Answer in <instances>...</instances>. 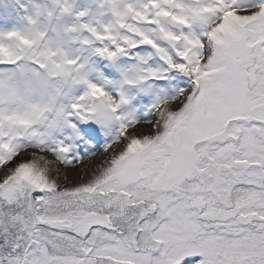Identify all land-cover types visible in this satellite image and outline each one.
I'll use <instances>...</instances> for the list:
<instances>
[{"label": "bare ground", "instance_id": "obj_1", "mask_svg": "<svg viewBox=\"0 0 264 264\" xmlns=\"http://www.w3.org/2000/svg\"><path fill=\"white\" fill-rule=\"evenodd\" d=\"M28 1L32 8L49 5L48 0L14 4ZM51 1H60L62 8L47 40L40 30L46 26L33 9L30 18H0V53L16 59L11 68H0L2 90L11 102H22L10 110L1 103L0 125L13 119L35 126L28 132L0 128V264H264V167L257 160L264 161V62L255 47L264 37L259 21L264 0H229L232 10L224 17L237 20L207 26L205 48L206 37L196 35L192 44L200 49L171 51L186 49V37L169 30L165 49L153 40L152 65L144 53L125 63L123 48L109 40L116 52L108 56L107 69L96 63L102 46L79 27H104V34L112 29L117 38L119 28L108 8L100 2L92 12V0H81L76 9L89 10L90 25L77 27L72 20L79 13L65 15L74 0ZM107 1L125 15L134 4L139 7L138 0ZM179 7L172 14L165 7L160 17L179 23ZM158 14L139 13L141 22L134 13L118 20L124 28L136 27L137 44L129 45L130 51L140 54L148 47L136 46L138 31L148 38L155 28L162 30L156 27ZM188 20L187 29L203 28ZM30 22L38 38L33 32L18 37ZM219 24L224 34L213 41L210 34ZM80 38L88 42L76 41ZM51 53H57L53 61ZM66 57L81 58L76 69L66 68ZM181 61L189 77L174 70ZM37 62L61 67L43 69ZM153 66L163 70L158 80L166 81L154 78ZM174 76L179 79L173 81ZM84 79L88 87L101 86L99 97L75 95ZM130 102L132 114L118 110ZM161 102L177 107L165 112ZM240 115L242 123L232 119ZM116 126L129 128L122 132L126 145L108 156V137ZM98 138L104 144L95 145ZM90 142L81 149L82 160L68 158L71 145L80 150Z\"/></svg>", "mask_w": 264, "mask_h": 264}, {"label": "rangeland", "instance_id": "obj_2", "mask_svg": "<svg viewBox=\"0 0 264 264\" xmlns=\"http://www.w3.org/2000/svg\"><path fill=\"white\" fill-rule=\"evenodd\" d=\"M16 1L17 0H0V18L4 17V18L12 19L13 15H16L18 17L24 18L25 14H27L26 18H30L31 16H30V13H29L30 11L29 10L33 9L32 11L37 15L38 21L41 20V22L46 26L45 31H43L44 28H42L40 30H42V32H43L42 34H47L46 35V40H47V38L49 36V32L54 27L55 18H58L60 16V10L62 8V5H61L60 1H57V2L55 1L53 3L54 5H52V1L48 0L47 2L49 3V5H43L42 4V6L38 7V8L37 7L36 8L35 7L32 8V5H30L31 1L23 2L22 4H14ZM80 1L81 0H74L73 4L67 10L65 15H69L72 18L76 17L77 14L79 13V11L76 9V6L78 5L77 3H79ZM105 1H107V0H92L90 2V5H92L94 7L91 9V11L93 12V9L96 6H98L100 2L102 3V5L104 4L103 6H106L108 8L110 17L114 21V24L116 23L117 27L119 28V32H118L117 38H116L114 32L112 31V29H109L108 33L104 34V32H105L104 31L105 30L104 27L98 29V31L92 26L91 27H83L82 29L79 27V29H80L81 32H84V34L87 35V37L90 38L97 45V47L104 45L103 48H105L109 52H112V53L116 52V51H114L113 47L110 46L111 44L109 45V40H111V43H113V44H117L118 43V45L123 48V52L125 54V63L127 62L129 65L131 64V60L130 59L136 60L137 58H139L140 55H143V53H144V55L142 57H146L147 63L152 65L153 61L151 60L150 55L155 53V51L153 50L154 47H152V46H153V44L156 45L153 40H156V38H157V41L162 46V44L164 43L163 39L167 38L169 30L172 31V33H176L177 32L179 35H182L183 33H185L183 35L186 37V39H185V41L183 43L184 46L186 47V49L180 50L179 48H176V47L173 46L171 48V51H174V50L178 49L180 52H187V51H191L192 49H194V47L200 49L199 45L192 44V41H193V39L195 38L196 35H198V37H201V36H205L206 37V39L203 40L204 41L203 48H205L208 45L206 27L207 26H211L212 27L211 23H216L217 21H220L221 23L227 24V23H233V22H235L237 20V18L234 17V16H229L227 18L224 17L225 16L224 13H228V12H230L232 10L231 9V5H233V4H231V2L229 0H147V1L146 0H138L139 7L138 6L136 7V5L134 4L133 7L128 8V11H127L126 15H125L124 11H121V12L119 11L118 12L115 9H111L112 5H113L112 1H109V2L107 1L108 3H105ZM147 3H149L148 5L150 7L146 6ZM107 4H109V5H107ZM9 5H11V7ZM164 6L167 8L168 11L172 10L170 12L171 14L173 13V9H176V8H178L180 6L179 7V12H180V9H181V13L177 14L178 19H185V18L188 17L186 20L189 19V20L193 21L194 24L198 23L203 28L199 29V25H198L196 29L195 28H189L187 30L184 29L181 32H179L180 29H181V27L179 26V23H176L173 20H167V19H164V18L160 17V12L166 10V8ZM25 7H29L28 11L25 10ZM42 7H46L45 11H43V12L41 11ZM80 7L82 8L81 13L78 14V16H81L80 19L77 16V19L72 20V22L77 27L79 25L89 26L90 24L88 25V23L86 22V20L91 16L90 13H89V10H83L85 8V6H80ZM155 7H156V9H155ZM251 7L255 8L257 6H251ZM150 8L151 9H155V10L152 12ZM183 8H185V9H183ZM130 9H134L135 10V12H133L134 15H135L133 18L136 21H138V22H141L139 20L138 16H137L139 13H141L142 15L144 14V17L147 16V18H149V17L152 18L151 17L152 13H159L157 15L156 19L161 20V23L159 25L156 24V27L160 26L159 28H161L162 30L158 31L157 28H155L153 31L149 32V34L147 33L149 41H147L146 43L144 42L145 45L143 43L142 44L139 43L140 46H148L144 50L140 49V52H141L140 54L138 53L139 51H137L136 52L137 54H136V53H133L132 51L129 50V45L135 44L136 41H137V38L134 37L135 28L136 27H131L129 29L128 28H124L121 25V22H120L121 21L120 18H123V16H122L123 14L125 15V17L123 18V21H126V19L128 17H131V14H133V13H130ZM239 9H241V8H239ZM148 10H149V12H148ZM242 10H238L239 12H237V14L240 13ZM28 13H29V15H28ZM46 20H47V24H46ZM118 20H120V21H118ZM171 22L175 23L176 25L172 24ZM29 25H30V29H27V30H24V31L20 32L18 37L19 36L26 37L31 32H33L34 40H36L38 38V32L34 30L35 29V24L33 22H30ZM141 25H143L146 28V26L144 25L143 22H142ZM49 26L50 27L52 26V27L50 28ZM57 27H59V26H57ZM48 29H51V30H48ZM6 30H7L6 28L5 29L3 28L2 29V33L4 31H6ZM163 32L165 33V36H163ZM14 33L15 32H13V33L11 32L10 36H12ZM137 33L139 34L138 35L139 40H140V34H142V33L145 34L143 31H141V32L138 31ZM223 34H224L223 24H219V25L216 26L215 30L210 34V39H212L213 41H217L223 36ZM58 37L59 36H57V33H53L51 35V38H57L58 39ZM108 37H109V39H108ZM76 41L84 42L85 44L88 42L87 38H80V39H78ZM43 42H44V39H41L40 42L36 41V43H37L36 47H38V46L41 47ZM24 43H29V42L28 41H24ZM149 43H151L152 46H150ZM52 46H53V44H52ZM140 46H137V47H140ZM18 47H19V49H21V45L20 44H18ZM36 47L34 49H32L33 52H35ZM61 47H63V46H61ZM126 48H127V51H126ZM162 48L165 49V46H162ZM50 50H52V52H54V47L52 49H50ZM55 50H56V48H55ZM61 50H63V49L61 48ZM63 53H64V50L62 51V55H63ZM176 54L178 55L177 52H176ZM47 56L49 57V59L51 61H53V59L55 60V56H57V53L56 54H54V53L47 54ZM70 56L71 57H76L77 55H70ZM59 57H58V60L61 61V57L60 58ZM111 57H112V55H110V58ZM3 59H4V61H3ZM102 59H103V57H102ZM62 60H66V62H65L66 68H68L70 70L71 69L73 70L74 68L76 69L77 66L79 65V63H80L79 60H81V58L78 57V59H70V57H66V58H64ZM0 61L7 62V63L11 62L10 64L13 65V62L14 61L16 62V59H12L11 60L10 58H8V56H5L4 54L0 53ZM96 63H98V60L96 61ZM181 63H182V61L179 63V66L174 65V66H176L174 70L179 71L181 73H184V74L188 75V77H189L190 76L189 71L188 72L184 71V70H187L186 67H188V65L181 66L180 65ZM38 64H40V66L43 69H45L47 66H49L48 63L37 62V65ZM105 64H106L105 68L107 69V62ZM190 65L191 64H190V61H189V68H191ZM55 66L57 67V69H59L61 67V66L58 65V62H55L54 65L52 64V66H49V67H55ZM124 66H125V64H124ZM11 67L12 66H10V68ZM152 69H153L152 75L154 76V78H156V80L160 79V77L163 76L162 75L163 74V70L160 73H158V66H153ZM101 70L104 71L103 69H101ZM111 71L113 72L114 76H116V77L120 76V75H118V73L116 72V70L113 67H111ZM55 75H53V77L57 78L58 75L57 76H55ZM176 78L179 79L178 77L174 76L173 81ZM158 81L162 83V81H166V80H158ZM84 83H85V79L83 81H81V83H80L81 87L78 88L77 90H74L75 95H78V96L80 95L79 96V98H80L81 94L87 93V92L90 94L92 92L93 97H99L97 92H98V88H100L101 86L99 87V86H96V85H92V83H89L91 86L89 85V87H88L87 84L86 83L84 84ZM2 87H3V85H2V83L0 81V107L2 109H3V106L1 105V103H5L6 106L9 108V110H10L11 106H13V105L18 107L20 104H22V102L20 100H17L14 103L11 102L9 97H8V95L2 90ZM125 96H127V95H125ZM107 99H109L112 102H115L117 100L112 95H109V97H107ZM131 104L132 103L130 102L128 105H124L125 108L124 107L118 108V110L121 109L123 112H125V111H128L130 109L129 113L132 114V112L135 109V106L132 107ZM165 104H166L165 102H161L160 103V105L162 106V110H164L165 112L170 111V109L172 107H174V108L177 107L176 105L169 104L168 105L169 109H168V107L165 106ZM173 110L174 109H172L171 111H173ZM67 111H69V110H67ZM48 114H50V112H48ZM242 117H244V116L240 115V116L234 117L232 119L235 121V119L239 118V123H242ZM119 119H120V116H117L116 117V121H119ZM57 120L59 121V119H57ZM230 124L231 123H229V125ZM34 127L35 126L32 125V124L30 126H28V127L26 126V124H19V122H15L13 119H12V123H9V124H7L5 126H1L0 125V128H5L7 130H20L21 128H23L25 132H28L31 128H34ZM40 127H43L42 129L47 128V126H45L44 122L43 123L41 122ZM122 128L123 127L116 126L114 134H113V137H111V138L108 137L110 143H109V145H107L108 149L105 152V153H107L108 156H112L116 149H120V146L122 148V147H124L126 145V137H125L126 134L125 135H123V134L126 133V131H128L129 128L125 127L126 129L124 128L125 130L123 129V131H122ZM122 132H123V134H122ZM36 137H37V135H34L33 138H36ZM235 137H237V136H234L233 139H236ZM98 140H99V142H94L95 145H97V146L99 144H101V143L104 144V142H105L102 139L100 140V138H98ZM92 144H93L92 142L83 143L82 147H78L80 150H78L76 148L77 145H78L77 143H76L75 147L73 145H71L70 151L68 153V158H72V159L74 158L75 162L78 161V160H82L81 158L86 157V154L81 149H83L85 147H91ZM99 151H100V149H99ZM111 152H112V154H110ZM77 157H78V159H77Z\"/></svg>", "mask_w": 264, "mask_h": 264}]
</instances>
